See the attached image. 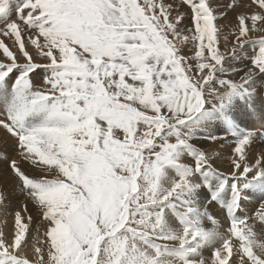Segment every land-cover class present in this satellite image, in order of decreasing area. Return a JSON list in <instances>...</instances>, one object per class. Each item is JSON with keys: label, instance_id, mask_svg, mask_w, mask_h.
<instances>
[{"label": "snow or ice", "instance_id": "obj_1", "mask_svg": "<svg viewBox=\"0 0 264 264\" xmlns=\"http://www.w3.org/2000/svg\"><path fill=\"white\" fill-rule=\"evenodd\" d=\"M0 116V264H264V0H0Z\"/></svg>", "mask_w": 264, "mask_h": 264}, {"label": "bare ground", "instance_id": "obj_2", "mask_svg": "<svg viewBox=\"0 0 264 264\" xmlns=\"http://www.w3.org/2000/svg\"><path fill=\"white\" fill-rule=\"evenodd\" d=\"M222 2L224 3H227L229 2V0H226V1H223ZM8 43L11 42V41H7ZM0 133H2V131L0 130ZM1 149V148H0ZM208 150L210 152H220L223 154V160L222 161H217V165L220 167L221 170H227L228 168V159H227V156H228V152H229V148L228 147H224V148H220L219 147V143L216 144V146L213 148V147H209ZM22 167L25 168L26 171H30L31 170V166L27 164V162H23L22 163ZM5 168V165L3 163L2 160H0V170H3ZM4 184V181H0V186H3ZM7 187H8V190L9 191H13V184L12 182L9 180L7 182ZM18 195L20 196L21 194L19 193L18 190H15L13 192V201H14V207H18L20 204H22L24 202V197L21 195V200L22 202H17L18 201ZM28 208H29V211L31 212L32 215H35L36 216V210L32 207L31 203L29 202L28 203ZM211 211L213 212V214H217L218 213V210L213 208L211 209ZM252 209H249V212H251ZM13 220V221H12ZM36 220V219H34ZM6 221V222H5ZM13 222H14V219H13V216L11 214H6V212L3 210V209H0V231H4V232H9V230L12 228L13 226ZM35 226H38V223H36L34 226H33V229H35ZM42 231V229H41ZM207 255V253H206Z\"/></svg>", "mask_w": 264, "mask_h": 264}, {"label": "rangeland", "instance_id": "obj_3", "mask_svg": "<svg viewBox=\"0 0 264 264\" xmlns=\"http://www.w3.org/2000/svg\"><path fill=\"white\" fill-rule=\"evenodd\" d=\"M223 1H226V0H223ZM176 2L179 3V0H176ZM181 11H183V9H181ZM9 44H11V42H9ZM241 67H242V66H241ZM0 118H2V116H0ZM1 131H2V130H1ZM3 136H4V133H3V131H2V133H0V138H3ZM9 143H11V141H9ZM0 148H1V149L3 148V144H2V143H0ZM30 171H31V170H30ZM21 199H22V198H21V195H20V196L18 195V201H17V202H19V201L22 202V200H24V199H22V200H21ZM20 202H19V203H20ZM6 214H8V213H6ZM32 216H33V219H36V220H35V224L38 223V225H39V220L36 218V216H35V215H32ZM12 221H13V220H12ZM13 223H14V222H13ZM33 226H34V225H33ZM35 229H36V226H35ZM35 229H33V235H35Z\"/></svg>", "mask_w": 264, "mask_h": 264}]
</instances>
